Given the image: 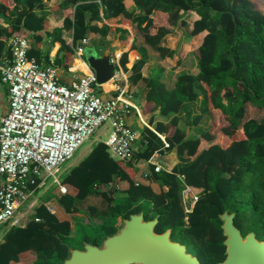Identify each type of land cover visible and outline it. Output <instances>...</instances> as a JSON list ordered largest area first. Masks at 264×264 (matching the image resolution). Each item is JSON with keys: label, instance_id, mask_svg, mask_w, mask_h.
Masks as SVG:
<instances>
[{"label": "trees", "instance_id": "16d2710c", "mask_svg": "<svg viewBox=\"0 0 264 264\" xmlns=\"http://www.w3.org/2000/svg\"><path fill=\"white\" fill-rule=\"evenodd\" d=\"M131 5L139 11H130ZM61 6L72 8L73 14L65 17L63 26L50 31L46 13L40 11L42 0H0V63L12 58L9 40L19 35L31 40L30 57L44 64L53 62L60 75L68 71L78 43L89 32L110 35L113 31L104 19L116 17L143 34V40L134 38L131 49L142 53L148 46L172 59L176 50L163 43L171 33L169 25L186 24L182 11H195L199 17L191 36L204 33L198 51L192 49L198 71L181 72L169 89L160 79L143 75V53L134 62L129 80L148 87L147 100L162 115L179 113L203 92L204 107L214 114L216 124L214 133L208 129L198 136H188L177 117L158 121L155 130L145 126L134 143V157L127 162L113 158L105 142L96 143L60 178L66 192L58 202L67 211L74 200L92 193L101 194L108 203L100 222L89 224L94 234L81 233L83 223L76 224L82 243L100 244L118 230L123 219L141 211L147 220L158 216L156 231L170 228L172 239L185 244L202 264H218L226 258L220 218L225 211L235 214V225L244 236L254 231L264 240V13L255 0H63ZM65 30L72 33V43L63 37ZM119 31L123 37L127 34L125 29ZM56 41L61 46L52 60L49 49ZM128 61V52H124L120 63L125 70ZM201 117L195 116L194 122ZM153 123L151 119L150 125ZM202 138L211 143L202 147ZM175 148L180 159L171 170L156 171L150 164V176L161 185V193L135 181L134 162ZM118 178L129 181L128 190L115 188ZM187 185L199 191L189 211L183 200ZM76 234L72 221L60 220L41 204L26 224L6 231L0 243V264L62 263L70 248L79 247L72 244Z\"/></svg>", "mask_w": 264, "mask_h": 264}, {"label": "built area", "instance_id": "2783aa9c", "mask_svg": "<svg viewBox=\"0 0 264 264\" xmlns=\"http://www.w3.org/2000/svg\"><path fill=\"white\" fill-rule=\"evenodd\" d=\"M80 42L86 45L88 38ZM9 45L12 58L0 63V80L7 84L10 99L8 113L0 115V227L22 225L36 187L48 179L66 192L60 183L64 165L102 126L112 131L106 143L109 151L125 162L134 157L138 137L125 117L136 104L118 86L117 97L103 98L86 61L90 71L71 68L72 77L66 82L53 62L44 64L29 56V38L14 35ZM75 53L81 57L83 48L76 47ZM119 79L117 70L113 80ZM149 161L156 171L163 169L155 155ZM198 192L189 185L183 190L184 204L191 200L187 211Z\"/></svg>", "mask_w": 264, "mask_h": 264}, {"label": "crops", "instance_id": "0c3cea01", "mask_svg": "<svg viewBox=\"0 0 264 264\" xmlns=\"http://www.w3.org/2000/svg\"><path fill=\"white\" fill-rule=\"evenodd\" d=\"M62 1L63 0H42V8L40 9V11L46 13L47 19L49 21L50 31H53L56 27L63 26L65 17L69 13L70 15L73 14L72 8L65 9L61 6ZM255 5L264 13V0H255ZM130 11L136 13L139 11V9L131 5ZM181 15V19L186 21V24H182L181 21H179V23L175 26L169 25L171 33L166 39L163 40V43L167 44L171 49L176 50V54L172 59L161 57L159 53L155 52L151 47L148 46L142 48V53L137 49H131L134 38L143 40L144 37L143 34L137 31L135 26L124 23L121 17L104 19V23L108 24L113 31L107 37H104L101 34L95 32L88 33L87 38L89 43L84 45V47L90 50H94L99 54H111L112 59L114 60L113 62H115V64L118 66L117 70L120 74L119 80L112 79V82L104 85H99L97 87V91L98 93L100 92L103 98L112 99L115 93H117L118 95L120 94V90H117V86L124 90L123 96L126 99L133 101L137 106L136 108L131 107L128 112H126L125 117L128 124L137 132L138 138L140 136V131L145 126L150 127L152 130H155V124L158 121L168 122L174 117L178 118L179 127L185 130L188 136H198L201 132L208 129H211L212 133L216 131L214 114L204 107L203 92L200 91L199 98L196 101L186 103L179 113L162 115L161 113H159V108L156 107L153 102L147 100L149 92L148 87L143 82L132 84L129 80V76L131 74L130 70L134 62L140 59L143 53L146 57V63L142 69L143 75L145 77H156L160 79L161 81L166 83L169 89L174 88L176 76L181 72L198 71L197 58L192 52V49L194 47V49L198 51V48L203 40L204 33L197 36H191V32L193 29V23L199 16L195 11L191 10L182 11ZM5 25L7 26V24ZM178 26H181L183 28L188 27V30H186L187 33L185 35L187 36V40L183 41L184 32L182 30H180V35L178 36ZM120 28L127 30V34H125V37H123L121 31H119ZM63 37L68 43H72V33L70 31L65 30ZM80 43L81 42H79L76 47H78ZM60 46L61 43L56 41L49 49L50 57L52 60L57 55ZM124 52H128V70H125L120 63V57ZM77 59H79V62L81 60L83 62L86 61L84 51L81 57H78L76 53L74 54L68 71L60 73L62 80L66 82L70 81L73 71V69L71 68H74V63ZM113 85H115V88ZM9 109V89L7 84L3 83L0 80V115L7 114ZM199 114H201L202 117L197 123H195L194 118ZM151 119H154V123L152 125H150ZM98 131L99 132L96 135H93L94 137L92 142L79 153L77 158L75 159L74 156V160L64 167L62 172L63 174L68 172L74 166L78 165L91 152L96 143L100 141L107 143L111 136V128L109 126H104ZM160 136L164 137L161 134ZM216 141L218 140H214L213 142ZM136 142H138V139ZM210 143V141L202 138V147H206ZM136 147H138L137 143ZM109 153L113 158L118 160L115 156L112 155L110 151ZM154 155L159 164L162 165L163 169L167 170H171L179 162L180 159L176 148L171 151L164 150L163 152H157ZM151 163L152 162H150L149 160L144 159L134 162L137 168L134 179L136 182L150 186L155 192L161 193V185L159 184V182L153 180L150 176ZM45 187L46 189L49 187L52 188L44 196L43 193L45 190L42 189ZM129 187L130 183L127 180L118 178L115 181V188L119 191H126L129 189ZM192 187L193 189H195V191L198 190L196 187ZM64 195L65 192L61 190L60 185L57 183H53L51 179H48L45 184L36 187L26 209L28 211L31 207H33V211L31 214L32 216L38 206H40L41 204H45L51 212L55 213L59 217L60 220L72 221L73 234L77 233L76 224L80 222H82L83 224L86 223L88 225L96 224L92 222L89 216L86 217L87 212L92 215H98L96 216V219L98 220L97 223H99V219L107 213L108 203L101 194L92 193L85 199L74 200L71 205L70 211H67L65 207L58 202L59 198ZM190 201V199H187L186 206L191 205ZM93 209H95V213ZM29 219L30 218L24 221L23 218L22 225L26 224ZM6 227L7 226L0 227V243L3 242L5 233L9 229H6Z\"/></svg>", "mask_w": 264, "mask_h": 264}, {"label": "water", "instance_id": "95a60500", "mask_svg": "<svg viewBox=\"0 0 264 264\" xmlns=\"http://www.w3.org/2000/svg\"><path fill=\"white\" fill-rule=\"evenodd\" d=\"M79 46L99 85L114 78L118 66L111 54H99L82 43ZM220 218L226 236V258L218 264H264V240L258 239L254 231L244 236L235 225L234 213L225 211ZM157 223L158 216L147 220L143 211L133 213L100 244L85 241L81 248H70L69 256L59 264H202L185 244L172 239L170 228L157 232Z\"/></svg>", "mask_w": 264, "mask_h": 264}, {"label": "rangeland", "instance_id": "374dc122", "mask_svg": "<svg viewBox=\"0 0 264 264\" xmlns=\"http://www.w3.org/2000/svg\"><path fill=\"white\" fill-rule=\"evenodd\" d=\"M182 26V25H181ZM181 26H178V36L180 35V30H182L183 32H184V36H183V41L184 40H187V36H185L186 35V30H188V27H185V28H183V27H181ZM104 126H107V125H104ZM104 126H102V127H104ZM101 127V128H102ZM101 128H99V129H101ZM98 129V130H99ZM96 131V133H95V135L99 132V131ZM93 137L94 136H92L89 140H87L78 150H77V152L75 153V159L77 158V156L79 155V153L83 150V149H85L91 142H92V140H93ZM74 160V158H72V159H70L65 165H64V167L65 166H67L69 163H71L72 161ZM63 172V171H62ZM62 176H63V173L61 174V178H62ZM52 187H49V188H47L46 189V187L45 188H43L42 190H45L44 191V196L50 191V189H51ZM40 199H41V197H40ZM32 211H33V207H31L27 212H26V214H25V217H24V221L25 220H27L28 218H30V216H31V214H32ZM87 215H86V217L87 216H89L90 218H91V220H92V222L93 223H97L98 222V220L96 219V216H98L97 214H95V215H92V214H90V213H86ZM84 219V218H83ZM8 228H10L9 226H7L6 227V229H8ZM4 229V228H3ZM94 227L92 226V225H88V224H86V223H84L83 224V229H81L80 230V232L81 233H85V232H87V233H89V234H94ZM72 244L74 245V246H79V247H83V243H82V240H81V236H80V234H76L75 236H74V238L72 239ZM26 262V261H25ZM23 264V263H22Z\"/></svg>", "mask_w": 264, "mask_h": 264}, {"label": "bare ground", "instance_id": "6f19581e", "mask_svg": "<svg viewBox=\"0 0 264 264\" xmlns=\"http://www.w3.org/2000/svg\"><path fill=\"white\" fill-rule=\"evenodd\" d=\"M76 68H81L82 70H84L85 72H89V68L86 66V64L81 60L79 62V59H78V62L76 64ZM109 82H112V80L106 82L105 84L109 83ZM104 85V84H103ZM114 88H115V85H113Z\"/></svg>", "mask_w": 264, "mask_h": 264}]
</instances>
